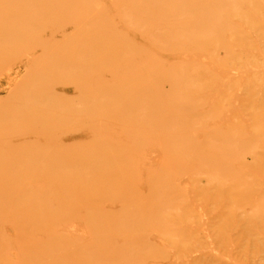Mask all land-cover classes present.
I'll return each mask as SVG.
<instances>
[{"label": "bare ground", "instance_id": "1", "mask_svg": "<svg viewBox=\"0 0 264 264\" xmlns=\"http://www.w3.org/2000/svg\"><path fill=\"white\" fill-rule=\"evenodd\" d=\"M1 49L10 57L0 62L19 65H5L0 71V122L11 125L10 130L17 124L20 143H33L42 153L48 146L41 140L53 141L58 148L88 140V133H103L96 140L110 142L108 150L128 134L147 138V154L128 156L120 181L94 187L93 179L80 178L60 184L66 190L59 192L82 193L72 198L75 207L65 205L67 216L80 215L79 223L66 227H85L90 239L103 235L100 240L115 242L124 237L125 247L137 242L138 252L148 254L152 246L185 231H165L156 241L138 242L149 236L151 227L264 225V205L254 198L221 217L231 201L254 184L264 186V0H0ZM44 74L47 81L42 83ZM8 87L15 91L8 92ZM94 105L107 115L89 129L54 136L55 124L48 115L87 116ZM118 120L124 124L119 126ZM6 137L0 131V153L16 154L19 148ZM105 155L112 157L107 151ZM39 162L8 160L0 165V174ZM110 162L97 166L96 178L115 172L114 164L120 161ZM134 165L146 171L134 179L135 191L130 184L122 186V179L130 177L126 170ZM153 171L163 185L146 196L136 194ZM38 176L56 175L46 167ZM219 177L240 188H217L201 209L193 201L185 205L189 190ZM183 179L188 182L181 185ZM40 181L32 183V191ZM104 191L108 195L100 196ZM125 191L134 194L122 200L119 195ZM263 195L257 191V197ZM64 200L68 198L49 197L34 212L21 200L0 195V208L30 210L31 216L23 217L35 224L48 208L52 218L59 217ZM226 200H231L228 205ZM256 218L262 221L259 226ZM101 252L116 256L122 250Z\"/></svg>", "mask_w": 264, "mask_h": 264}, {"label": "rangeland", "instance_id": "2", "mask_svg": "<svg viewBox=\"0 0 264 264\" xmlns=\"http://www.w3.org/2000/svg\"><path fill=\"white\" fill-rule=\"evenodd\" d=\"M9 57L5 50H0L1 61ZM5 65L15 67L19 64L15 61L0 62V71L4 69ZM39 81L42 83L47 81V75L44 74ZM6 90L12 93L15 91L12 90V87H8ZM51 100L57 102L55 98ZM82 102L86 104L88 99H83ZM106 115L107 111L94 105L91 115L87 113V116H83L81 113L74 112L68 117L48 115V119L50 123L55 124L54 136L58 137L64 131H74L80 128L89 129V125ZM116 122L119 126L124 124L123 120ZM5 127H8L9 130H3ZM10 127L11 125L0 122V131L6 132L8 135L6 138L12 144L11 146L19 148V151L16 154L1 152L0 165L8 160L22 164V160L25 158L40 159L41 162L39 165H33V167L30 164L17 165L16 170L10 174H0V189H2L1 187L6 189V191L0 192V195L9 199H19L30 206L29 209H33L34 212L41 210V205L49 197H63L68 198V200L63 201L62 209L58 211L59 217L52 218L50 215L52 211L48 208L43 214L45 218L41 221L39 219L35 224H32L30 218L27 220L28 218L23 217V214L30 217V210H15V207L0 208V264H264V225L262 227H151L149 236L137 238L138 242L141 240L156 241L165 231L176 233L178 228L185 229V231L181 235H173L172 239L162 244L159 243L158 246H150L151 252L148 254L138 252L140 246L137 242L132 246L125 247L123 245L124 237L115 242H111V239L100 240L103 235L90 239L85 236V227H66L69 224L75 225V222L79 223L77 220H79L80 215L72 213L67 216L68 210L65 205L67 203L73 204L72 198L82 196V193H76V191L59 192L66 190L60 184L65 180L74 184L80 178L93 179L94 187L120 181L119 174L125 170L124 160L128 156H135L136 159H139L140 156L147 154V138H135L136 136L128 134L124 137V141L108 150L110 142L100 144L98 139L96 140V137L103 136V133H88L85 135L89 138L88 140L71 146L60 145L58 148H54L56 144L53 141L41 140L39 143L48 146V149L41 153L40 147L33 143H20V133L22 132L19 131L17 124L15 130H10ZM127 127L129 129L135 128L134 125ZM105 147V151L112 157L105 155V151H103ZM115 158L120 161V163L114 164L117 166L115 172L112 175H100L96 178L94 172L97 170V166L113 163L110 160ZM61 164L64 165L60 166ZM46 167L47 171H52L56 176H38L40 170ZM204 170L205 168L197 169V172L201 173ZM126 171L130 177L122 179V186L128 188L130 184L135 191L134 179L138 180L141 173H146V171L138 165H134ZM16 173L19 174L15 175ZM146 175L147 178L136 187V194L142 197L146 196L148 190L154 193L160 184L163 185L158 181L157 172L153 171ZM153 176L157 178L155 180L150 179ZM221 177L213 180L212 183L199 186L195 191L193 188L189 190L188 197L184 199L185 205H190L193 201L196 209H201L204 199L213 196L217 188H229L231 190L240 188L238 183L232 184V181ZM39 180H41L40 187L32 191V183ZM170 181L172 182L171 179ZM186 182L188 179H183L181 185ZM148 186L150 187L148 188ZM258 190L264 191V186L261 183L254 184L250 191L239 195L232 201L226 200L227 205L230 201L231 203L230 207L222 213V219L233 213V209L250 203L247 201L253 198L259 199L257 203L264 205V195L257 197ZM82 191H88V189L84 188ZM133 191L122 192L119 197L122 196V200H125L130 194H134ZM99 194L102 197L108 195L107 191L99 192ZM176 194L178 197L180 196L179 192ZM71 207H75V205ZM215 208L216 206L212 203L211 209ZM255 220L258 226L262 223L258 218ZM27 223L32 225H27ZM234 224L237 222L235 221ZM82 226L84 225L82 224ZM38 232H41L38 241L32 239L34 242L29 243L28 239L33 238L32 236ZM101 250H122V252L116 256H109L102 255Z\"/></svg>", "mask_w": 264, "mask_h": 264}]
</instances>
